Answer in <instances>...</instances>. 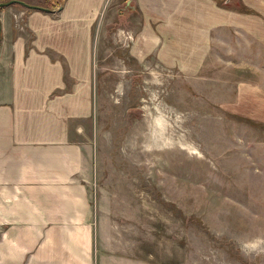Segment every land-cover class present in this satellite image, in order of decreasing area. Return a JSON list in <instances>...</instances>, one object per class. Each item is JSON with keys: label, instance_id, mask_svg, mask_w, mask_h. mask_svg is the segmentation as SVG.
Wrapping results in <instances>:
<instances>
[{"label": "rangeland", "instance_id": "rangeland-1", "mask_svg": "<svg viewBox=\"0 0 264 264\" xmlns=\"http://www.w3.org/2000/svg\"><path fill=\"white\" fill-rule=\"evenodd\" d=\"M137 1L114 0L86 135L104 231L151 264H264V46L236 38L227 18L200 40V65L199 56L187 70L157 53L138 60ZM158 26L161 48L187 43ZM241 82L248 95L238 102Z\"/></svg>", "mask_w": 264, "mask_h": 264}, {"label": "crops", "instance_id": "crops-1", "mask_svg": "<svg viewBox=\"0 0 264 264\" xmlns=\"http://www.w3.org/2000/svg\"><path fill=\"white\" fill-rule=\"evenodd\" d=\"M6 1L0 0V264H151L105 233L96 204L97 146L86 136L97 122L100 47L118 6L65 0L60 9L29 10ZM219 1L138 0L144 23L133 54L141 60L157 53L169 67L180 62L187 70L195 56L199 65L208 57L200 40L227 18L236 38L264 46V0H234L230 13ZM162 23L169 24L165 38L196 40L161 48ZM246 85L239 83L238 102L248 95Z\"/></svg>", "mask_w": 264, "mask_h": 264}, {"label": "trees", "instance_id": "trees-1", "mask_svg": "<svg viewBox=\"0 0 264 264\" xmlns=\"http://www.w3.org/2000/svg\"><path fill=\"white\" fill-rule=\"evenodd\" d=\"M65 0H43L42 3V8H44L45 10H53L55 8H60L63 6ZM5 2H7L5 0ZM25 7V6H22ZM29 10H35V9H39L38 7L35 6H31V7H26Z\"/></svg>", "mask_w": 264, "mask_h": 264}, {"label": "water", "instance_id": "water-1", "mask_svg": "<svg viewBox=\"0 0 264 264\" xmlns=\"http://www.w3.org/2000/svg\"><path fill=\"white\" fill-rule=\"evenodd\" d=\"M14 3H17V4L22 5V6H25V7H31L29 4H27V3H25V2H23V1H21V0H11V1L8 3V5H11V4H14ZM38 8L44 10V8H42V7H38Z\"/></svg>", "mask_w": 264, "mask_h": 264}]
</instances>
